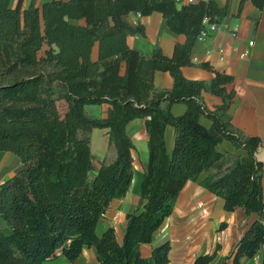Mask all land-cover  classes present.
<instances>
[{"label":"trees","instance_id":"16d2710c","mask_svg":"<svg viewBox=\"0 0 264 264\" xmlns=\"http://www.w3.org/2000/svg\"><path fill=\"white\" fill-rule=\"evenodd\" d=\"M250 1L258 8L264 4ZM155 11L172 32L186 36L170 57L159 49L144 55L126 43L127 35L144 29L131 27L122 16ZM226 14L227 6L215 0L180 8L174 0H51L26 8L21 0L13 6L0 0V151L14 153L22 164L0 184V264H52L58 257L73 262L85 246L95 248L99 264H168V240L153 246L147 257L140 246L152 242L184 184L203 171L207 175L199 185L220 197L224 210L241 207L246 215L257 214L234 246L231 264L264 246L262 162L254 156L261 139L231 122L235 91L226 85L233 77L202 63L214 73L211 93L222 99L210 110L202 97L204 82L181 72L192 65V47L205 24L219 23ZM155 71L172 76L170 89L154 87ZM102 103L110 104L105 118L86 113L85 105ZM174 103L186 105L181 115L171 113ZM201 116L211 121L209 128L199 122ZM139 117L145 118L148 164L139 205L126 215L119 243L113 227L98 235L97 226L110 202L130 188L134 145L126 124ZM166 125L174 128L170 152ZM93 128L108 129V146L115 151L114 160L95 173ZM223 140L246 154L219 152ZM217 248L192 264H208Z\"/></svg>","mask_w":264,"mask_h":264},{"label":"crops","instance_id":"0c3cea01","mask_svg":"<svg viewBox=\"0 0 264 264\" xmlns=\"http://www.w3.org/2000/svg\"><path fill=\"white\" fill-rule=\"evenodd\" d=\"M51 0H21V8L33 3L36 7ZM67 1V0H65ZM240 0H215L220 6H227L226 16L216 23L214 31L199 35L192 47V65L181 68L182 75L190 80H202L205 88L202 97L205 105L213 110L222 103L220 96L211 93L210 85L214 73L202 66L208 63L215 71L226 73L233 81L226 85L228 91H235L228 108L231 122L249 136H258L261 144L254 156L262 162L261 185L264 193V4L256 7L250 0H245L238 12ZM18 0H10L16 5ZM175 2V1H174ZM186 0L175 2L177 8L186 5ZM122 19L131 27L143 26L144 34L127 35L128 46L144 55H151L159 49L163 55L172 56L176 43H184L186 36L172 32L160 12L140 15L130 12ZM207 27V23L205 24ZM92 57H97V44L92 48ZM119 72H125V63H121ZM153 85L156 89H170L173 78L167 71H155ZM86 113L92 117L105 118L110 104L85 105ZM186 109L184 103H174L170 107L173 115H181ZM199 122L205 127L211 121L201 116ZM107 128H93L90 132V157L93 173L103 164L115 158V151L109 148ZM126 133L130 137L132 150L133 176L127 193L113 199L105 212L104 222L97 226V234L107 227L115 229L116 239L122 242L126 226V215L139 205V186L148 164V135L145 118H134L126 124ZM174 128L166 125L164 129L165 149L170 152L173 144ZM219 152L234 153L244 156L246 152L236 149L229 141L223 140L217 146ZM22 168L17 155L0 151V184ZM207 175L203 171L196 181H187L179 192L171 214L154 232L152 242L140 246L141 256L151 254L153 246L165 240L169 241L168 264H192L196 256L216 250L214 258L208 264H231V253L239 238L257 218V214L246 215L241 207L232 211L223 208V200L199 185ZM198 181V182H197ZM224 224L223 228L220 225ZM56 264H99L95 248L83 247L80 256L73 262L64 257ZM264 258V246L251 258L242 257L239 264H261Z\"/></svg>","mask_w":264,"mask_h":264},{"label":"built area","instance_id":"2783aa9c","mask_svg":"<svg viewBox=\"0 0 264 264\" xmlns=\"http://www.w3.org/2000/svg\"><path fill=\"white\" fill-rule=\"evenodd\" d=\"M175 2H178L179 0H174ZM197 0H186L187 4L196 2ZM217 24L216 23H207V27L205 25V30L201 32V35L207 34L208 31H214L216 29Z\"/></svg>","mask_w":264,"mask_h":264},{"label":"rangeland","instance_id":"374dc122","mask_svg":"<svg viewBox=\"0 0 264 264\" xmlns=\"http://www.w3.org/2000/svg\"><path fill=\"white\" fill-rule=\"evenodd\" d=\"M198 182V181H197ZM106 218H105V214H104V216L102 217V219H101V221L100 222H104V220H105ZM62 258H60V257H58L57 259H55L53 262H52V264H56L57 262H59L60 260H61Z\"/></svg>","mask_w":264,"mask_h":264}]
</instances>
